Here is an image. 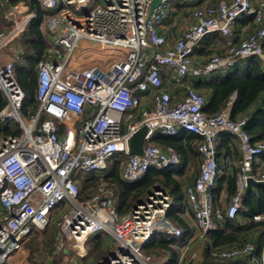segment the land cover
<instances>
[{
	"label": "built area",
	"instance_id": "1",
	"mask_svg": "<svg viewBox=\"0 0 264 264\" xmlns=\"http://www.w3.org/2000/svg\"><path fill=\"white\" fill-rule=\"evenodd\" d=\"M38 1L53 13L46 26L56 38L37 65L39 109L30 119L22 111L25 92L15 75L17 59L0 63V98L6 100L0 121L15 122L22 130L21 135L0 140V264H26L24 245L34 229L44 231L53 223L54 255L75 252L67 264H84L88 241L101 232L115 240L114 251L95 264H153L154 257L144 252L153 236H183V230L168 219L173 201L167 192L155 187L146 200L120 215L115 193L104 183L81 202L77 177L103 175L108 162L119 154L124 155L122 178L131 184L143 180L150 170L179 167L181 159L174 149L154 143L157 135L190 132L200 137V173L185 192L186 215L195 220L201 239L224 220L214 196L222 174L217 150L222 135L234 138L240 170L227 209L233 217L241 208L248 180L264 182V170L256 167L264 156V142H252L244 128L246 119L232 118L234 96L223 111L207 115L206 97L185 82L233 69L253 57L264 65V3L222 0L192 9L188 26L170 44L159 28L174 0H163L151 17L152 0H103L86 15L70 9L92 0ZM246 16L253 18L254 25L248 37L203 64L195 63L194 52L204 38L213 33L230 36L236 22ZM34 17L24 2L6 12L4 20L10 27L0 32V56L5 50L16 57L22 52L21 37ZM162 68L174 85L185 89L182 99L174 101L165 88ZM150 91L154 92L151 110L142 107L140 98ZM144 125L148 128L144 155H132L128 141ZM223 162L229 165L231 160L224 157ZM221 199H228L225 191ZM59 208L61 213L53 217ZM214 256L232 260L250 256L253 264H264V241L258 252L247 242L221 248ZM42 263L52 264L47 259Z\"/></svg>",
	"mask_w": 264,
	"mask_h": 264
},
{
	"label": "trees",
	"instance_id": "2",
	"mask_svg": "<svg viewBox=\"0 0 264 264\" xmlns=\"http://www.w3.org/2000/svg\"><path fill=\"white\" fill-rule=\"evenodd\" d=\"M7 2L9 3V11L17 4L24 2L29 7V11L35 15L21 37L20 46L22 52L17 56L15 64L16 78L25 92V101L22 109L23 115L25 118L30 119L33 115H36L39 109L36 82L37 65L39 61L44 59L47 50L52 46L48 34L43 30V26L47 22L48 17L53 15V13L46 11L38 0H7ZM214 4V0H200L196 4H193V2L185 3L184 5L176 3V7L180 11H185L184 13L186 14L185 8H189L188 11H190L197 7H209ZM237 23L241 29L244 26H250V28L254 26L251 16H246L238 20ZM9 27L10 24L8 22H0V32L8 30ZM230 36H224L221 33L208 35L199 43L194 52V57L207 56L209 58L215 55L212 51H207L206 46L210 45L209 43L203 45L209 37L226 42ZM242 62L246 63V70L244 71H231L233 68L215 72L208 78H191L188 86L206 97L207 103L204 107V112L207 115H215L223 111L234 96L235 99L231 109L232 118L234 120L246 119L244 128L252 138V142H264V65L260 59L255 57ZM162 75L164 80H166L169 77V72L165 68H162ZM5 105L6 100L4 97H1L0 111ZM134 119L139 121L141 117L136 115ZM21 134L22 130L19 124L15 122L3 123L0 121V140L11 135ZM199 141L200 137L190 132H182L178 136L157 135L154 139L156 145L174 149L181 159V165L184 164L185 166H192L193 161L197 159H200L201 162L200 154L197 151ZM235 143L231 135L224 134L220 137L217 150L220 166L223 156L234 155L236 158V149L233 152ZM122 158L119 156L114 157L111 168H109L108 162L107 169L103 175H87L79 180L80 201L84 202L87 200L93 191L104 183L114 191L117 211L120 215H124L146 200L155 187L165 190L173 201L168 219L175 227L183 230L182 239L157 234L147 243L144 252L152 256H163L162 258L166 256L170 260L167 264H176L181 254V247H184L191 237L186 215L189 203L186 198V192L183 190L182 183L179 180L184 173V169L180 168V165L179 167L163 171L150 170L143 180L131 184L122 178L124 166ZM239 170V167L234 166L232 174L220 176L218 180L217 188L214 190L216 202L217 204L219 202L228 203V205L224 211V220L221 222L219 228L209 232L202 239L204 248L201 254V264H239L244 258L250 259V256L237 260L214 256L217 250L224 247L241 246L247 242H251L255 246L256 252L261 250L264 241V220L258 221L256 218L259 216L264 217V184L246 190L243 195L241 208L233 217L228 216L227 209L230 206V198L236 191ZM223 191L228 194L226 201L221 199ZM61 211L62 208L56 210L53 213V217H57ZM38 231L40 233L38 235L44 233L43 240L37 237L34 245L37 246L40 241L44 242V245L49 247V254L56 257L54 255V239L57 232L55 223L44 231ZM257 232H260V235L257 240L258 242L254 243L250 241L249 237L251 234ZM109 238L111 236L104 232L93 236L88 241V258H93L95 262H98L104 256H109L111 251L105 247ZM60 261L57 259L55 262L61 264Z\"/></svg>",
	"mask_w": 264,
	"mask_h": 264
},
{
	"label": "crops",
	"instance_id": "3",
	"mask_svg": "<svg viewBox=\"0 0 264 264\" xmlns=\"http://www.w3.org/2000/svg\"><path fill=\"white\" fill-rule=\"evenodd\" d=\"M2 1L4 2V0H2ZM199 1L200 0H193V4H196ZM220 1H222V0H214V2H215L214 5H217ZM176 3H178L179 5H184L185 4V2H182L180 0H174L172 10L170 11V13L167 16V18L165 19V21L163 22L162 26L159 28V33L162 34V35L167 36L169 38V43L170 44H174L176 39L179 38L182 35V33L184 32V30L186 29V27L188 26V24L190 22V11H187V14H185L183 11H180L178 7H176ZM253 3H254L255 6H257L258 4L264 3V0H253ZM1 21H5L4 17L0 20V22ZM43 30H44L45 33L48 34L49 40H50L51 44H53V42H54V40L56 38V35H54L53 33H51L47 29L46 23L43 26ZM250 31L252 33V31H253L252 27L250 28V26H244L241 29L239 27L238 23L236 22V24L234 25V27L232 29L231 36L228 38V40L226 42H222V41H218V40H215V39H211L209 37L206 40V42L203 43V45L204 44L207 45L209 43L210 45L206 46L208 52L212 51V53H215V54H222V53H224L227 50V48L230 45L238 44L243 39L248 37V35L251 34ZM14 48H18V46L14 47ZM20 48H21V46H20ZM204 48H205V46H204ZM13 58L17 59L16 55H14V53H12L9 50H5V51H3V54L0 56V63L8 62V61L12 60ZM207 59H208L207 56H195L194 57V61H195V63L197 65L198 64H203ZM235 70H242V71L246 70V63H243L242 61L238 62L237 65L234 67V69L231 70V71H235ZM164 83H165V88L169 92H171V94H172V96L174 98V101L180 100V99H182L184 97L185 89L174 85L171 82V80L169 79V77L166 79V82L164 80ZM180 90H182V91L180 92ZM153 93H154L153 91H150L148 93L140 95L143 108L149 109V110H151L153 108ZM234 145H235V147L233 149V152L236 149V153H237L236 157L239 159L240 158V152H239V149H238L237 142ZM227 157H229L230 160L232 158V160L234 162V160H235V156L234 155L233 156H227ZM223 159H224V156L221 158V168H222L221 177L227 175L228 170H229V166L232 163V161H231V163L229 165H225L224 162H223ZM256 167L258 169L264 170V156H261L258 159ZM180 168L184 169V173L179 178V180L182 183L183 190L186 191L187 187L192 186L195 183V181L198 178V176H199V173H200V159L194 160L192 166H190V165L185 166L184 164H182L180 166ZM187 223L190 226V231L189 232H193L191 234L193 236V238H190L189 241H187L185 243V245H186L189 242L187 244L188 247H189L192 244V242L193 243L194 242H199L201 240V238H200L199 229H198V227L196 225L195 220L193 218H191L190 216H187ZM259 235H260V232H257L255 234H251L249 239L252 242L257 243ZM113 241H115V240L111 237V238H109L107 240V242L105 244V247H107L108 250H110V251L114 249V244L115 243L112 244ZM201 242L203 243V241H201ZM201 247L204 248V245L201 246ZM182 249H184V247H181L180 251H182ZM202 251L200 252V257H201ZM196 255L197 254H194L193 257H195ZM180 258H181V254H180L179 260L177 261V264L180 263ZM162 259H167L166 263H164V264H167L168 262H170V260L166 256L164 258H162ZM89 260H90L89 264H93V263L95 264L96 263L93 258H89ZM200 262H202V258H201ZM239 264H253V262H252L251 258L250 259L249 258H244V259L241 260V262H239Z\"/></svg>",
	"mask_w": 264,
	"mask_h": 264
},
{
	"label": "rangeland",
	"instance_id": "4",
	"mask_svg": "<svg viewBox=\"0 0 264 264\" xmlns=\"http://www.w3.org/2000/svg\"><path fill=\"white\" fill-rule=\"evenodd\" d=\"M0 1H1L0 2V20H1L4 17V15L6 14V12L9 11V7H8L9 3L7 2V0H4V2L2 0H0ZM103 3H104L103 0H99V1L98 0H92L85 7L81 8V7H78V6H72L70 10L74 14L86 15V14L94 11L98 7V5H101ZM172 8H173V3H171L169 5V9L172 10ZM185 9H186V12H187L189 8H185ZM2 53H3V51H2ZM190 80H191V78L187 79V81L185 83H187V85H189V81ZM165 82H166V80H165ZM181 91L182 90H180V92ZM117 156H119L120 158L124 157L123 154H119ZM113 161H114V158L109 161V168L112 167ZM231 161H232V163L229 166V170H228L227 175L232 174L234 166L239 167L240 158L238 159L236 157L234 162H233V160L231 158ZM83 176L84 175H79L77 177V179L81 180L83 178ZM85 176H87V175H85ZM227 205H228V203H221V202L218 203V207L220 209H222L223 212L225 211ZM190 233L192 234L193 232H190ZM38 234H40L39 231L34 229V233L31 235L29 241L24 245V250L26 252V255H25V258H24V262L26 264H43L42 260L44 261L46 259L50 260V262L52 264H58V262H55L57 259L61 260L60 261L61 264H67L68 263V258L71 257V256H75V252L71 250V251H68V252H66L64 254L56 255V257H53L51 255L52 260H51V258L48 259L49 247H46L44 245V242H42V241H40L37 246L34 245L35 244V240L37 239V237H39L41 240H43L44 233L41 234V235H38ZM190 238H193V236L191 235ZM201 241H203V240L201 239L199 242H194V243L192 242V244L189 247L187 245L189 242L186 245H184V249L185 250L182 249V251H181V258H180V263L179 264H200L201 263L200 262L201 261L200 252L203 250V247H201V246L204 245V242L202 243ZM113 243H115V241H113L112 244ZM112 251H114V249L111 250V253H112ZM46 254H47V256H46ZM194 254H197V255L195 257H193ZM106 257H109V256H104L102 259H104ZM153 257H154L153 264H164V263H166L167 259H162L163 256H158V255L155 256L154 255ZM89 261L90 260H89L88 257L83 259L84 264H89Z\"/></svg>",
	"mask_w": 264,
	"mask_h": 264
},
{
	"label": "water",
	"instance_id": "5",
	"mask_svg": "<svg viewBox=\"0 0 264 264\" xmlns=\"http://www.w3.org/2000/svg\"><path fill=\"white\" fill-rule=\"evenodd\" d=\"M163 2V0H152L150 10H149V17L152 16L154 11L160 6V4ZM148 134V128L147 126H141L129 139L128 141V150L129 153L136 156H143L144 155V145H145V138ZM264 182L262 181H256L253 178H250L247 182V189L262 185Z\"/></svg>",
	"mask_w": 264,
	"mask_h": 264
}]
</instances>
